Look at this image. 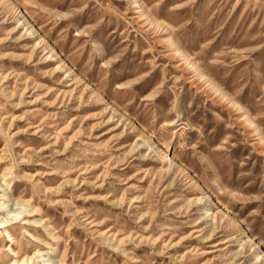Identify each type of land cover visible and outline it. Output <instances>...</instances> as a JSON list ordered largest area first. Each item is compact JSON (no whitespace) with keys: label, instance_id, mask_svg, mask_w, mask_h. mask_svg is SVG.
Returning a JSON list of instances; mask_svg holds the SVG:
<instances>
[{"label":"rangeland","instance_id":"rangeland-1","mask_svg":"<svg viewBox=\"0 0 264 264\" xmlns=\"http://www.w3.org/2000/svg\"><path fill=\"white\" fill-rule=\"evenodd\" d=\"M0 208V264H264V0H0Z\"/></svg>","mask_w":264,"mask_h":264},{"label":"bare ground","instance_id":"bare-ground-1","mask_svg":"<svg viewBox=\"0 0 264 264\" xmlns=\"http://www.w3.org/2000/svg\"><path fill=\"white\" fill-rule=\"evenodd\" d=\"M0 211H1V208H0ZM8 226L9 225H2V223H0V229L1 228H5V229H7L8 228ZM8 234H9V237L12 239V242L14 243V238L12 237V235L8 232ZM11 249H12V246L10 247ZM13 252H14V250H13ZM14 254H15V257H16V259L15 260H13L10 264H32L33 262H34V264H38V263H36L35 261H36V259L37 258H39V257H41L40 255H38L37 253V255H33V256H24V257H20V255L18 254V253H15L14 252ZM39 264H41V263H39Z\"/></svg>","mask_w":264,"mask_h":264}]
</instances>
